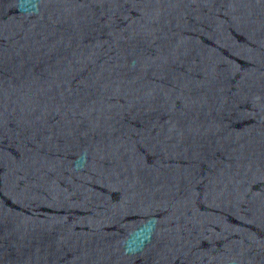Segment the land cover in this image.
I'll return each mask as SVG.
<instances>
[{
  "label": "water",
  "instance_id": "obj_1",
  "mask_svg": "<svg viewBox=\"0 0 264 264\" xmlns=\"http://www.w3.org/2000/svg\"><path fill=\"white\" fill-rule=\"evenodd\" d=\"M149 0H0V167Z\"/></svg>",
  "mask_w": 264,
  "mask_h": 264
}]
</instances>
